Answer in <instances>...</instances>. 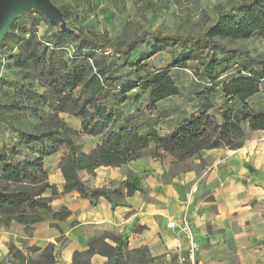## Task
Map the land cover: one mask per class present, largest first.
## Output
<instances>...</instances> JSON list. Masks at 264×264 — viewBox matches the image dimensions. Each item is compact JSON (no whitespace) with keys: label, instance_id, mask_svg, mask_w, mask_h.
I'll return each mask as SVG.
<instances>
[{"label":"trees","instance_id":"1","mask_svg":"<svg viewBox=\"0 0 264 264\" xmlns=\"http://www.w3.org/2000/svg\"><path fill=\"white\" fill-rule=\"evenodd\" d=\"M63 16L66 18V13ZM15 29L16 22L0 42V49L8 46ZM20 32L16 53L10 48L4 55L13 59L20 73L24 72V79L43 81L46 93L40 98L51 112L26 131L10 117L20 101L11 105L0 102V131L12 134L14 140L0 148V227L14 221L24 226L29 237L40 222L65 221L71 212L65 207L53 212L50 203L70 192L89 199L93 206L102 197L114 209L124 197L145 191L140 178L130 171L117 186L108 183L100 188L87 186L79 177L81 171L94 175L99 167L125 166L150 147L151 157L163 164L166 160L187 163L220 146L239 149L247 131H264V57L222 43L255 35L264 40V0L238 1L197 35L142 31L123 45L69 30L53 32L45 41L33 29ZM144 43L148 51L131 59L134 50ZM177 48L180 51L169 66L145 71L147 60ZM188 62L198 64L194 71L197 84L190 95H183L171 69H186ZM223 74H228L227 79L221 80ZM28 92L22 84L15 95L22 98L25 93V98L33 100ZM172 98L182 99L183 106L167 107ZM62 113L78 120L79 130L68 126L59 117ZM163 128L167 129L164 133ZM80 135L98 138L90 152L81 151L75 142ZM59 153L58 168L64 179L61 192L49 182L45 168V159ZM87 246L83 252H74L73 264H89L95 254L107 258L105 264L154 261L147 248L131 251L125 241L109 233ZM23 249L27 255L9 245L10 264L56 262L53 243L43 249L26 245Z\"/></svg>","mask_w":264,"mask_h":264},{"label":"crops","instance_id":"2","mask_svg":"<svg viewBox=\"0 0 264 264\" xmlns=\"http://www.w3.org/2000/svg\"><path fill=\"white\" fill-rule=\"evenodd\" d=\"M88 138L93 144L89 150L80 147L85 153L98 142L96 137ZM151 152L152 147L143 150L119 168L99 167L94 175L79 172L87 186L100 188L108 183L117 186L130 171L140 178L144 193L136 191L124 197L114 209L102 197L93 206L77 192L53 198L52 211L65 207L71 212L69 218L40 222L29 237L24 226L14 221L0 227V261L10 264V244L27 255L23 242L41 249L53 243L55 264H73L74 252L85 251L90 241L109 233L125 241L131 251L147 248L154 258L150 264H175L186 254L187 239L179 229L166 224L174 221L179 225L186 218L198 242L200 264H264V131L246 132L239 149L220 146L204 152L201 160L175 164L170 170L153 159ZM61 156L45 159L48 180L59 192L64 185L58 168ZM106 261L95 254L89 264Z\"/></svg>","mask_w":264,"mask_h":264},{"label":"rangeland","instance_id":"3","mask_svg":"<svg viewBox=\"0 0 264 264\" xmlns=\"http://www.w3.org/2000/svg\"><path fill=\"white\" fill-rule=\"evenodd\" d=\"M64 15L67 30L77 33L82 32L97 38H108L123 45L142 31L159 32L164 35H197L203 33L211 26L217 16L228 11L240 0H50ZM40 13L30 11L16 18V34L10 38L8 46L0 49V102L11 105L13 101H20L19 108H13L11 119L24 130H31L38 125L39 117L45 118L51 109L42 101L40 95L46 93L42 87L43 81L37 78L24 79L13 66V59L6 58L4 53L13 48L16 53L15 41L22 37L21 30L33 29L38 37L45 41L53 32L60 30V24H48L40 19ZM42 16V15H41ZM43 17V16H42ZM228 47L240 48L249 52L251 56L264 57V40L258 36L249 39L222 41ZM148 51L147 44L139 45L133 52L131 59ZM179 49H166L145 62V71H154L169 66ZM70 51L68 54H71ZM120 64L123 60L119 61ZM9 65V67L7 66ZM198 68L196 62H188L186 69H171V75L175 83L182 90L183 95H190L193 86L197 84L194 71ZM220 66L219 69H222ZM27 73V72H25ZM228 74H223L222 79H227ZM25 85V91L29 90L34 96L28 100L22 95L18 98L15 94L21 85ZM16 103V102H14ZM169 106L179 108L183 106V100L172 98ZM165 105V104H164ZM143 107V105H142ZM36 110V113L34 110ZM169 109V108H166ZM187 112L192 109L187 106ZM182 110V108H181ZM180 111V110H179ZM59 117L71 128L78 130L79 121L68 114H59ZM166 127V126H163ZM163 133L167 131L163 128ZM249 132V131H247ZM13 135L0 131V148L8 142H13ZM77 145L89 150L93 144L86 135L75 138ZM200 158L199 160H201ZM197 160V159H195ZM55 161V158L52 159ZM167 170L175 167V164L164 163ZM25 246L26 243L23 242ZM4 260L0 261L3 264Z\"/></svg>","mask_w":264,"mask_h":264},{"label":"water","instance_id":"4","mask_svg":"<svg viewBox=\"0 0 264 264\" xmlns=\"http://www.w3.org/2000/svg\"><path fill=\"white\" fill-rule=\"evenodd\" d=\"M32 10L50 23H59L61 30H67L62 12L50 0H0V42L16 18Z\"/></svg>","mask_w":264,"mask_h":264},{"label":"built area","instance_id":"5","mask_svg":"<svg viewBox=\"0 0 264 264\" xmlns=\"http://www.w3.org/2000/svg\"><path fill=\"white\" fill-rule=\"evenodd\" d=\"M167 228L179 229L185 238L187 239L186 254L180 256L175 264H200L197 258L198 242L195 239L193 231L191 230L189 221L184 218L179 225H176L174 221H168Z\"/></svg>","mask_w":264,"mask_h":264}]
</instances>
